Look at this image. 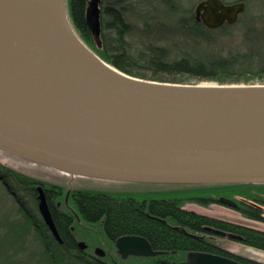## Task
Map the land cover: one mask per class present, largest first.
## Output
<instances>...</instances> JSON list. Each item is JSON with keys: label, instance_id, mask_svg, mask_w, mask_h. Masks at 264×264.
<instances>
[{"label": "water", "instance_id": "obj_1", "mask_svg": "<svg viewBox=\"0 0 264 264\" xmlns=\"http://www.w3.org/2000/svg\"><path fill=\"white\" fill-rule=\"evenodd\" d=\"M98 0L88 25L99 32ZM244 1L201 0L209 29ZM0 152L71 176L151 184H263L264 84L170 83L134 77L89 49L68 22L28 0H0ZM37 210L61 243L42 185ZM218 202L232 209L227 197ZM80 247L82 242H78ZM119 252L154 255L121 236ZM186 264H241L190 252Z\"/></svg>", "mask_w": 264, "mask_h": 264}, {"label": "trees", "instance_id": "obj_2", "mask_svg": "<svg viewBox=\"0 0 264 264\" xmlns=\"http://www.w3.org/2000/svg\"><path fill=\"white\" fill-rule=\"evenodd\" d=\"M246 8L234 24L224 23L215 29L197 22L190 8H181L178 0H162V10L141 14L136 11L133 0H98L99 32L88 25L92 0H67L70 19L79 38L106 63L128 75L147 80L170 83L217 82L264 84V10L259 4ZM152 8L155 10L154 6ZM148 13V12H147ZM134 21H139L136 26ZM138 35L132 49L127 37ZM237 34L238 40L224 39ZM232 41V40H231ZM0 184L18 205L21 220L17 225L0 224V264H86L74 253V242L67 229L71 218L50 207L62 244L39 231L33 218L17 196L18 190L27 191L35 199V187L46 189V199L58 200L63 186H54L12 168L1 166ZM210 187L234 191L240 200L236 210L241 215L264 222V185L262 184H216ZM16 189V190H15ZM77 193L73 200L80 215L88 222L103 219L105 232L116 237L136 233L151 238L153 243L167 249L176 248L184 236L166 224L161 217L209 225L217 231L226 232L241 244L264 250V230L252 228L219 218L192 217L177 209L173 201H151L145 210L142 201L106 194ZM15 194V195H14ZM71 202V200H70ZM51 206V205H50ZM63 210H68L67 208ZM74 224H77L76 219ZM43 228V223L41 224ZM35 242L38 250L23 255L28 238ZM187 242V241H186ZM197 242L191 243V246ZM187 246H190L189 244ZM242 264H264L244 257Z\"/></svg>", "mask_w": 264, "mask_h": 264}, {"label": "flooded vegetation", "instance_id": "obj_3", "mask_svg": "<svg viewBox=\"0 0 264 264\" xmlns=\"http://www.w3.org/2000/svg\"><path fill=\"white\" fill-rule=\"evenodd\" d=\"M71 22L73 23L72 19ZM100 181H106L107 183L97 186H89L88 184L69 186L67 199L71 200V206L70 208L68 207V211L61 209L59 201L51 200V203L49 202L48 204L46 199L49 210L50 207H52L57 210L58 213L70 216L71 221L68 225L67 231L75 245L73 250L75 254L81 253L80 258H82L86 264H186L187 254L190 252L218 255L236 260L238 262H240V258H244V256L238 255L224 247L222 243L223 240H233L229 233L221 231L219 232L209 225L198 226L193 224L194 222H187L185 225H183V219L179 221V219H175L171 216L164 218L161 217L158 219L161 220V223L166 224L168 227H171L175 230H179V232L184 236L183 240L178 242L176 248L167 249L163 246L155 245L151 238L141 234L127 233L116 237H111L105 232L103 228L104 217L100 218L96 222H88L80 215L78 207L72 204L74 203L73 198L77 194L74 192V190H78L84 193L92 192L110 196L127 197L135 201H142L145 210L149 208L151 201L162 202L170 200L175 203V206L178 210L189 214L192 217L200 218L205 216L209 218H216L209 213L203 214L198 212L196 208L202 207L207 212H210L213 207L219 203L218 197H227L224 194L219 195L217 188L210 187L207 184H151L108 180ZM43 189L46 197V189L44 187ZM227 198L233 199L237 203L238 207L240 200L234 199L232 197ZM39 219L40 221L35 223L37 229L39 231L45 232L48 237L54 239L48 228L43 223L41 216ZM75 219L77 221L76 227L81 228L82 231L86 233L84 239H79L76 234L77 232L75 231L74 226ZM80 222L82 223V225H80L81 227L78 225ZM42 223L44 225L43 228L41 227ZM54 225L57 233L59 234L55 222ZM126 235L138 236L145 239L151 252H155V254L136 255L127 252H119L118 248L116 247V240L117 238ZM54 241L58 243L55 239ZM192 241L197 242L196 245L194 244L191 246ZM78 242H82L83 246L80 247ZM58 244H62V239L61 243ZM188 244L190 246H187Z\"/></svg>", "mask_w": 264, "mask_h": 264}, {"label": "rangeland", "instance_id": "obj_4", "mask_svg": "<svg viewBox=\"0 0 264 264\" xmlns=\"http://www.w3.org/2000/svg\"><path fill=\"white\" fill-rule=\"evenodd\" d=\"M199 1L201 0H178L181 8L191 7L192 11L194 10V6L196 5V3H198ZM222 1L224 3H232L237 0H222ZM133 2L137 6L136 11L141 14L143 13L149 14V15H151L152 13L158 14L156 10L160 11L163 8L162 0H133ZM249 3L255 6L259 4L260 8L264 10V0H249ZM152 6H154L155 10L152 8ZM65 13H66L68 24L75 31V33H77L73 26V23L71 22L70 16H69L67 0H65ZM134 23L136 26L141 25L139 21H134ZM133 36L134 37L132 38L127 37V39L130 42L132 49H136L137 45L135 43L138 41L139 38L136 33L133 34ZM224 40L227 42L235 43L238 40V36L235 33L234 35L228 38H225ZM212 83H215V82H212ZM229 84H246V83L241 82V83H229ZM251 84H263V83L253 82ZM1 166L12 168L14 170L23 172L32 177H36L37 179L44 180L46 182H54L55 184L54 186H63V193L61 197L58 200L54 199L55 201L60 202V207L62 210L65 208L68 209V207L70 208L71 206L70 200L67 199V193H68L69 186L85 185V184H88L89 186H97V185H104L107 183L106 181L95 180L93 178L66 175L54 169H51V168H48V167H45L39 164H35L32 162H28L26 160L14 157L12 155H9L3 152H0V171L2 172ZM262 185H264V183ZM218 191L220 192V190ZM222 194L226 195L227 197H232L237 200H244L243 197H241L240 195H236L235 192L231 191L230 189L222 190L219 195H222ZM17 196L19 197L21 203L23 204L22 206L27 211H29V213L32 214L33 218H35L39 222L40 216L37 210L36 199L33 200L31 196L28 194V192L24 190H18ZM262 208L264 210V206H262ZM196 210L203 214L209 213L210 215L216 218H220L223 220L242 224V225L249 226L252 228L264 230V222L247 218L241 215V213H239L236 209L229 208L220 203L214 206L210 212H207L202 207H198L196 208ZM20 215H21L20 213L18 214V205L14 202L12 195L9 196L5 192L4 186L0 184V224L4 223L7 225H11V226L17 225L15 221L20 222L21 220ZM78 225L79 227H81L80 225H82V223L80 222V224ZM74 226H75V231L77 232L76 234L78 238L84 239L86 236V233L83 232L81 228H77L76 224H74ZM222 243L224 247L228 248L229 250L233 251L234 253L238 255L264 263V250L262 249L244 245V244L238 243L231 239L223 240ZM24 247L25 248H24V252L22 255L23 257L26 253H29L32 250L33 251L36 249L38 250L37 245L35 244L33 240H31V237L27 239Z\"/></svg>", "mask_w": 264, "mask_h": 264}, {"label": "bare ground", "instance_id": "obj_5", "mask_svg": "<svg viewBox=\"0 0 264 264\" xmlns=\"http://www.w3.org/2000/svg\"><path fill=\"white\" fill-rule=\"evenodd\" d=\"M33 4L49 9L54 14L60 16L64 22L67 21L65 13V0H28ZM64 174V173H63Z\"/></svg>", "mask_w": 264, "mask_h": 264}]
</instances>
